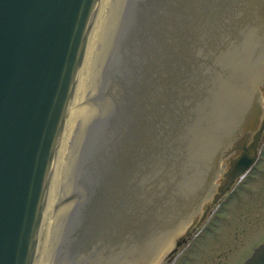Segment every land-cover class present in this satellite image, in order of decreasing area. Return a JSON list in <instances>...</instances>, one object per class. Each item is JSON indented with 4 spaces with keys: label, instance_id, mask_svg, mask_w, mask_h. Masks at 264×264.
Returning a JSON list of instances; mask_svg holds the SVG:
<instances>
[{
    "label": "bare ground",
    "instance_id": "obj_1",
    "mask_svg": "<svg viewBox=\"0 0 264 264\" xmlns=\"http://www.w3.org/2000/svg\"><path fill=\"white\" fill-rule=\"evenodd\" d=\"M141 1L140 28L158 37L146 41L152 69L139 89L136 113L121 116L107 96L92 100L103 75L114 91L108 69L130 60L127 0H103L65 126L35 264L157 263L211 195L222 170L218 153L239 119L249 128L262 101L257 85L264 81V0H180L176 8L164 0ZM172 94L170 137L154 124L156 105ZM112 130L119 133L115 145ZM94 151L107 155L99 190L95 165L102 157L95 154L92 161ZM139 182L131 212L126 195ZM86 212L87 227L91 222L93 230H107L103 249L70 257L63 234L73 232Z\"/></svg>",
    "mask_w": 264,
    "mask_h": 264
},
{
    "label": "water",
    "instance_id": "obj_2",
    "mask_svg": "<svg viewBox=\"0 0 264 264\" xmlns=\"http://www.w3.org/2000/svg\"><path fill=\"white\" fill-rule=\"evenodd\" d=\"M102 1L0 0V264L36 262L65 126ZM259 112L258 106L255 120ZM263 129L264 119L250 149L231 161L215 200L253 163ZM246 264H264V242Z\"/></svg>",
    "mask_w": 264,
    "mask_h": 264
},
{
    "label": "rangeland",
    "instance_id": "obj_3",
    "mask_svg": "<svg viewBox=\"0 0 264 264\" xmlns=\"http://www.w3.org/2000/svg\"><path fill=\"white\" fill-rule=\"evenodd\" d=\"M164 1L166 2L164 6L167 8L168 6L169 8H176L182 3L180 0ZM140 2L142 1L127 0L128 6L126 7L127 9H125L126 11L124 13V17L128 21L127 26L129 30V36L125 42V54L128 50V56L130 57V60L125 59L124 66L120 69H118V65L108 69L107 73L110 75V83H114L113 85H115L114 91L112 88H110L111 86L109 85V80H107V82L104 81L103 75L101 81L96 84V88H98L101 92H98L92 97V100H95L94 104H96V102L103 101L106 96L107 98L109 97L111 99L109 101L111 108L115 106L118 107L116 109L121 110V116L124 113L126 117L127 114L136 113V109L133 107L137 102V97L140 92L139 89H141V84L143 83L144 78L149 76L148 70L151 72L152 69L150 66L151 59L153 57V50H151L152 48L150 47L144 50L146 41L150 42L151 39L158 37V35L155 33L154 35L147 32L144 26L140 28V16L137 17V8ZM142 16L144 17L146 15L142 14ZM142 34H145L147 38ZM139 39L142 40V42H139ZM119 64L121 66L123 62ZM92 68H90V71ZM168 77L170 80V87H173V85H171L173 83L172 76L169 73ZM117 82L118 84H116ZM104 87L107 88V91L104 89V92H102ZM257 88L260 91L262 101L257 102L256 105H258L260 108H264V81L259 83ZM148 92L149 90H147L146 93L144 92L145 95L143 98L146 99ZM97 95L100 96L98 97ZM154 100H156V98L153 97V100L151 101ZM155 108L158 116L155 119L156 121L154 127L157 128L164 126L165 131L168 129L167 133L171 137L175 131V123L173 120L176 118L175 114L171 112V110L174 109L173 94L168 95V97L165 98L162 96ZM169 114H172L171 118L169 117ZM115 129L117 130V127ZM113 131L115 130H112L110 141L111 144L113 143L115 145L119 138L117 136L119 133H116L117 131H115L114 134ZM260 151H262L261 158L263 159V162L261 165H258L257 170L253 172V179L247 182L244 185L245 187L238 191L239 198L232 197L231 194L228 193L225 195L220 204H212L210 212H208V215L203 220V222L200 223V218L205 205L208 202H211L210 200H205L206 202L201 204V208H199L198 212L194 215L191 223L185 228L184 231L174 236L172 246L155 264H244L248 256L252 253V250L264 241L263 146H261ZM101 152L102 153L96 154V151H94L92 154H90L92 161L93 159H96L95 154L97 155V159L98 157H102V165H95L100 170L99 176L101 178L98 180V190L102 184V167H104L107 157V155L104 157L105 152ZM170 158L173 160L174 156L172 155ZM221 164H223V162H220V165ZM222 176L223 175L220 173L215 179V185L220 182ZM87 183L92 186L89 181H87ZM82 186L85 188V190L90 188V186L85 185V182L82 183ZM139 188H141L140 182L134 192L133 190L128 189L125 201L126 205L131 208V212L133 211V205L137 200ZM93 190L95 191L96 189L93 188ZM89 191L90 190L88 189L87 194ZM236 201L238 202L236 203ZM104 211L107 212V210ZM89 213L86 212L82 216L83 219L78 222L73 232H68V235L65 233L63 234L62 246L64 247L65 251L67 250L70 257L75 256L78 251H85L89 253L91 249L93 254L96 255L103 249L102 241L105 239V237H107V230L106 232H103V230L99 231L97 229L93 230V228L90 226L91 222L87 227V215ZM125 222L126 219L124 223ZM182 237L186 238V242L182 243L177 248L176 243ZM174 248H177V250L170 255V250H173Z\"/></svg>",
    "mask_w": 264,
    "mask_h": 264
},
{
    "label": "flooded vegetation",
    "instance_id": "obj_4",
    "mask_svg": "<svg viewBox=\"0 0 264 264\" xmlns=\"http://www.w3.org/2000/svg\"><path fill=\"white\" fill-rule=\"evenodd\" d=\"M258 127L259 126L254 127L246 135L241 134L233 139V142L231 146L229 147L225 158L223 159L227 167H229V162L231 159L238 157L243 151L244 147H248L250 145L251 141L253 140V135L258 130ZM261 146H263L264 148V131L262 132L261 139L257 146L259 151H260ZM261 155H262V151L259 152L256 162L251 166V168H249V170H247V172H245V175L241 179V181L239 183L235 182L234 185L231 187V190L229 193L231 194L232 197L239 198L238 191L244 188L245 187L244 185L253 179V174H254L253 172H255L257 170L258 165H261V163L263 162ZM223 199H224V196L221 199H219L220 203ZM235 200H238V199H235ZM237 202L238 201H236V203ZM205 217L203 219H205Z\"/></svg>",
    "mask_w": 264,
    "mask_h": 264
}]
</instances>
